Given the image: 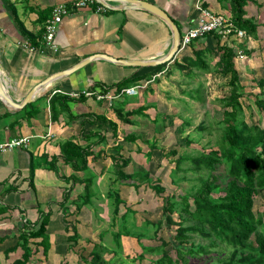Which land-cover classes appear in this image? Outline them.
<instances>
[{"label":"crops","instance_id":"0c3cea01","mask_svg":"<svg viewBox=\"0 0 264 264\" xmlns=\"http://www.w3.org/2000/svg\"><path fill=\"white\" fill-rule=\"evenodd\" d=\"M72 1L0 0V80L17 103L23 102L35 87L41 85L28 107L29 103L14 108L0 96V143L29 137V143L24 147L0 150V264H14L22 257L25 247L31 252L28 264H63L69 253L67 212H64L68 203L61 207L60 202L68 183L59 175L69 176L73 170L58 158L60 145L69 139L87 144L81 133L82 123L92 119L85 115L87 113L102 114L114 120L110 112H106L111 105L108 99L85 96L86 99L79 101L77 98L83 91L97 93L155 66L122 64L110 58L142 62L159 60L169 54L173 45L171 28L158 16L121 0H99L105 10L98 11L91 5L65 16L55 37L56 49L45 48L42 43L44 26L53 6ZM143 1L165 10L177 25L180 36L195 25L200 8H208L232 20L230 0ZM244 9V17L256 24L255 33L246 32L243 39L233 38L229 44L244 55L235 57L241 81L264 80V0H246ZM215 42V38L209 36L196 41L195 48L212 49ZM209 54L206 52L208 57ZM192 55L193 46L190 45L175 56L181 60L183 56ZM91 56L96 57L87 61ZM80 63L84 65L68 74H60ZM159 74L151 79L155 80ZM54 94L71 96L73 100L67 103L71 113L78 118L70 119L62 112L53 120L50 102ZM130 96L123 94L125 99L116 97L112 102L118 101L122 107ZM140 104L147 105L144 101ZM84 124L86 131L91 128ZM109 132L110 135L106 132V140L112 137ZM97 145L93 146L95 153L90 156V161L102 151L95 150ZM41 210L51 211L46 254L40 242L42 237H29L26 244L22 240L23 233L38 226Z\"/></svg>","mask_w":264,"mask_h":264},{"label":"rangeland","instance_id":"374dc122","mask_svg":"<svg viewBox=\"0 0 264 264\" xmlns=\"http://www.w3.org/2000/svg\"><path fill=\"white\" fill-rule=\"evenodd\" d=\"M216 56L209 60L212 70L209 73L194 63L188 64L184 70H178L170 64L142 92L130 96L124 106L121 107L118 101L112 102L114 98L108 99L111 105L106 108V112H110L109 115L118 122L119 137L115 140L110 136L109 140L98 144L95 150L101 149L103 154L95 160L91 157L89 170L80 174V177H90L93 180L91 202L78 210L77 206L82 202L78 196L84 193L82 183H77L69 192L66 220L69 253L64 257L63 264H91L86 260L95 252L98 253V264H139L141 261L137 255L140 253L146 255L142 263L151 264L150 259L158 257L163 248L170 249L174 260L178 259L180 254L177 253V247L182 252L180 264H209L229 256L230 250L221 244H217L213 249L219 253V258L190 256L183 251L190 249L192 244L211 245L216 241L198 233H189L187 239L179 241L174 239L176 224L165 225L163 229L157 230L155 225L146 223V219L156 223L163 217V197L170 195L175 200L173 211L170 213L174 221L182 223L183 226L193 225L201 228L185 210L187 207L193 208V203L190 202L187 206L181 199L183 195L193 193L200 186V173L191 170L192 164L189 160L178 162V158L193 157L199 155L202 150L208 151L217 146L223 112L219 99L228 94L230 87L227 85L229 77L215 71L213 65ZM257 79L242 80V101L249 102L247 96H251L250 107L253 115L245 109V119L249 123L251 117L264 123V114L260 113L254 103V96L260 92ZM143 101L147 105L140 104ZM141 105L144 107L143 111L132 115L128 123H122L117 115H113L118 107L126 113ZM109 131L107 132L110 135ZM126 134L137 135L138 139L135 142L124 141ZM118 143L122 145L121 149L117 148ZM108 154L129 157L131 161L125 171H148L155 183L165 187L163 194L154 192L147 183L135 188L124 181L115 182L116 167ZM216 173L220 174L221 182L225 183V167L220 166ZM111 188L118 189L123 200L119 206L117 220H114V202L108 197ZM218 194L221 192L215 193ZM255 206L257 210L264 207V192L255 200ZM124 213L127 217L126 223L121 218ZM123 224L132 233L141 236L125 235ZM75 227L77 236L74 234ZM258 232L264 235V226L259 227ZM115 233H120L118 242L115 241ZM162 238L167 244H163ZM143 245H155L161 249L152 253L143 250Z\"/></svg>","mask_w":264,"mask_h":264},{"label":"trees","instance_id":"16d2710c","mask_svg":"<svg viewBox=\"0 0 264 264\" xmlns=\"http://www.w3.org/2000/svg\"><path fill=\"white\" fill-rule=\"evenodd\" d=\"M230 2L232 21L248 34H254L256 24L251 19L244 17L246 0H230ZM209 36L214 37L216 40V44L212 49L207 47L195 48L196 41H202ZM28 37L33 42V39L30 38V33H28ZM190 45L193 46L192 56H183L181 60L175 56L172 61L150 66L147 72L134 74L132 77L123 79L116 84L108 85L100 92L106 93L108 90H113L114 93L120 94L123 88L129 87L142 79L150 80L153 75L167 69L170 64L178 70H184L188 64L194 63L200 69L209 73L212 70L208 61L217 55L213 65L215 66V71L229 77L227 85L230 87L228 94L219 99L223 105V112L220 120V124H222L221 131L216 142L217 146L211 147L208 151L202 150L199 155L193 157L180 156L178 158V162L189 160L192 164L191 170L200 173L198 177L200 186L193 193L183 195L181 199L184 200L187 206H189L190 202L193 203V208L187 207L185 210L191 218L199 223L201 228L193 225L183 226L182 223L174 221L170 213L173 211L175 200L170 195L163 197V217L156 223L146 219V223L155 225L157 230L163 229L165 225L176 224L174 239L179 241L187 239V234L189 233H198L214 238L217 243L215 242L211 245L192 244L190 249L183 251L193 257L219 258V253L213 250L217 247V244H221L230 250L227 258L209 264H264V235L258 232L259 227L264 226V207L257 210L255 206V200L260 196L261 192H264V123L253 120V117H251L250 123L245 119V109L249 110L251 116L253 115V110L250 107L251 96L249 94L247 96L249 102L242 101L244 85L235 65L237 50L229 43L222 41L221 35L216 33H210L202 38L195 39ZM206 52L210 53L209 57ZM257 83L260 87V92L254 96V103L260 113L264 114V80L260 79ZM119 97L122 98L123 95ZM123 98L125 99V97ZM84 99H86L84 94L77 98L79 101ZM70 100L73 99L69 95L54 94L52 96L50 106L53 120H56L62 112H66L70 119L78 118L71 113L67 103ZM31 105L29 103L26 107ZM143 109L144 107H139L123 113L122 108L118 107L115 112L122 123H128L132 115L140 113ZM85 115L92 117L91 120L83 119V121L87 119L83 123L91 125V128L86 131L87 126L83 125V123L81 128L82 138L87 141V144L69 139L60 145V155L58 156L64 163L69 164L73 170V173L69 176L59 175V178L66 180L70 184L64 190L60 206L65 207V203L70 198V190L77 183H82L84 185V193L78 196L82 200L81 205L77 206L78 210H80L81 206L89 204L93 197L92 178L80 177L78 172H87L89 170V158L95 153L93 146L106 140V132L108 130L111 131L115 140L119 137L118 123L116 121L102 114L87 113ZM93 128H97V130ZM136 139H138V136L134 134H126L123 137L124 141L129 142H135ZM116 146L117 148H122L120 143ZM101 154L99 153L96 156H101ZM110 158L114 161L116 167L115 182L124 181L135 188L147 183L157 194H163L165 191V187L157 182L155 183L148 171L142 173L126 172L125 167L131 161L129 157L110 155ZM222 165L225 167V183L221 182L220 179L222 177L216 173V170ZM54 169L56 170L55 165ZM204 171L206 174H204ZM217 191L221 192V194L215 195ZM108 197L114 202V220H117L116 216L123 200L118 189L111 188ZM64 212L66 213L67 209ZM40 216L38 226L23 233L22 240L26 244L29 237H42L40 242L44 245V254H46L49 248L47 225L51 211L46 213L41 210ZM121 218L126 223V213ZM123 228L125 235L141 236L132 233L125 224H123ZM74 231L77 236L76 227ZM119 234L115 233L114 235L116 242L119 241ZM163 244H167L165 240H163ZM142 249L153 253L160 251L161 248L155 245H143ZM176 250L180 254L176 260H174L170 249L163 248L161 254L156 258L150 259L149 262L151 264H180L179 259L182 252L179 247ZM30 257V249L25 247L22 257L15 260L14 264H28ZM137 258L141 261L139 264H143L142 261L146 259V255L140 253ZM87 259L85 260L91 264H98V253H91ZM64 264L67 263L65 262Z\"/></svg>","mask_w":264,"mask_h":264},{"label":"built area","instance_id":"2783aa9c","mask_svg":"<svg viewBox=\"0 0 264 264\" xmlns=\"http://www.w3.org/2000/svg\"><path fill=\"white\" fill-rule=\"evenodd\" d=\"M95 5L98 11L105 10L104 5L99 0H74L70 4L60 3L53 6L50 16L47 18L44 26L43 33V46L45 48H55V37L59 28L60 23L63 18L73 11ZM201 13L198 17L195 25L191 26L186 32L180 36L179 50L184 49L191 44L192 41L198 38H202L207 34L216 33L221 35L222 41L229 43L233 38L243 39L246 36V31L239 28L231 19L226 18L224 15L214 12L208 8H200ZM238 57H243V52H237ZM153 80H146L135 84L134 86H129L123 88L120 94H116L110 90L106 93L104 92H93L91 90L83 91L82 94L86 97L95 96L98 100L103 99H113L121 95H135L139 94L140 90L145 89L147 85ZM79 95V94H76ZM29 143L28 136H21L12 138L8 141L0 143V150L7 151L14 148L24 147Z\"/></svg>","mask_w":264,"mask_h":264},{"label":"water","instance_id":"95a60500","mask_svg":"<svg viewBox=\"0 0 264 264\" xmlns=\"http://www.w3.org/2000/svg\"><path fill=\"white\" fill-rule=\"evenodd\" d=\"M107 0H105L106 2ZM122 2L125 3H131L134 5H137L140 8H143L151 13H153L154 15L158 16L159 18H161L162 20H164L168 26L171 28L172 31V37H173V45L171 48V51L169 52V54L167 56H165L162 59L159 60H154V61H138V60H116L114 58H110L109 60L111 61H118L122 64H129V65H138V66H144V65H157L160 63H164L167 61H172L173 58L175 57V55L178 53L180 47V32L178 30L177 25L175 24L174 20L170 17V15L163 10L162 8L158 7L155 4L143 1V0H121ZM96 56H91L89 59H87V61H90L91 59L95 58ZM107 58V56L105 57ZM86 63V61H85ZM82 65H84V63H80L79 65H77L76 67H73L71 69H68L64 72H61L60 74L65 75L68 74L78 68H80ZM41 85H38L37 87H35L28 95L27 97L24 99L23 102L21 103H17L15 101L12 100V98L8 95V93L6 92L3 83L0 80V96L2 97V99H4L10 106L14 107V108H21L23 106H25L27 103L31 102L33 100V98L35 97L36 93L39 91Z\"/></svg>","mask_w":264,"mask_h":264}]
</instances>
